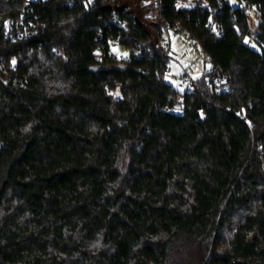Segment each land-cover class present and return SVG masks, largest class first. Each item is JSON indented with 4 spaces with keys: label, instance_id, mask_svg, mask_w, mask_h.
Segmentation results:
<instances>
[{
    "label": "trees",
    "instance_id": "trees-1",
    "mask_svg": "<svg viewBox=\"0 0 264 264\" xmlns=\"http://www.w3.org/2000/svg\"><path fill=\"white\" fill-rule=\"evenodd\" d=\"M125 1L0 0V264H264V0H162L149 29Z\"/></svg>",
    "mask_w": 264,
    "mask_h": 264
},
{
    "label": "rangeland",
    "instance_id": "rangeland-1",
    "mask_svg": "<svg viewBox=\"0 0 264 264\" xmlns=\"http://www.w3.org/2000/svg\"><path fill=\"white\" fill-rule=\"evenodd\" d=\"M231 3H236V0H228ZM154 3V0H127L125 4L134 8L142 21L149 29L150 21L155 22L156 20L150 16V10L145 9V5ZM192 0H183L181 5L191 6L193 5ZM251 16V26L256 29V24L258 22V17L255 10L251 8L249 10ZM162 38L167 44H169L170 52V66L173 69L174 76L168 75V78L173 82H179L178 76L181 70L184 69L191 75L194 79H197L202 73L208 71L211 68L210 62L206 59V54L199 48L195 41H193L190 34L185 31H178L175 28L163 29ZM251 46L258 48V45L254 42L251 43L246 40ZM117 56L126 55L127 51L122 46H116Z\"/></svg>",
    "mask_w": 264,
    "mask_h": 264
},
{
    "label": "built area",
    "instance_id": "built-area-1",
    "mask_svg": "<svg viewBox=\"0 0 264 264\" xmlns=\"http://www.w3.org/2000/svg\"><path fill=\"white\" fill-rule=\"evenodd\" d=\"M154 3H155V7L153 8L152 11H150V16L152 18H154L156 21H162L163 20L162 0H154ZM3 26H4V29L6 31V34L9 35L14 40L19 38L20 36L30 35L32 32L38 30L36 22H34L32 20H26L24 17H21L17 21H14V20L8 18L3 22ZM175 29L178 31L184 30L180 26H176ZM192 39H193V41H195L194 37H192ZM160 45L167 47L169 44H167L165 42V40L162 38L160 40ZM166 55L170 58V52H166ZM113 57L115 59L119 58V56H117V54L114 55ZM1 65L2 66L5 65L4 60L1 61ZM182 68L183 69L181 70V73L178 76V78H180L179 82H176V85L180 88H188V87L193 88L195 79L191 75L188 74V72L184 69V67H182ZM167 74L174 76V72H173V69L171 66H169ZM220 75H221V69L219 67H213L210 70V74L208 75V79L210 81H216L217 78L220 77ZM227 88H229V84L217 83L215 89L217 91H222V90L227 89ZM263 168H264V166H263Z\"/></svg>",
    "mask_w": 264,
    "mask_h": 264
},
{
    "label": "water",
    "instance_id": "water-1",
    "mask_svg": "<svg viewBox=\"0 0 264 264\" xmlns=\"http://www.w3.org/2000/svg\"><path fill=\"white\" fill-rule=\"evenodd\" d=\"M1 147V146H0Z\"/></svg>",
    "mask_w": 264,
    "mask_h": 264
}]
</instances>
